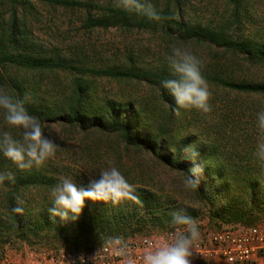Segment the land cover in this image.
Returning <instances> with one entry per match:
<instances>
[{"label":"trees","instance_id":"obj_1","mask_svg":"<svg viewBox=\"0 0 264 264\" xmlns=\"http://www.w3.org/2000/svg\"><path fill=\"white\" fill-rule=\"evenodd\" d=\"M4 2L7 12L0 17V86L25 100L29 113L38 117L43 127L58 125L86 137L115 141L128 157L127 173L134 177L129 182L136 187L141 203L113 205L86 199L77 220L61 221L48 211L55 206L50 193L59 179L45 173L46 165L22 172L0 152V172L15 174V183L0 185V250L5 245L23 243L36 252L45 247L55 253L60 247L74 253L90 252L106 244L109 237L165 233L171 230L170 214L180 208L193 218L198 212L205 213L212 231L264 224V170L257 158L248 151L253 158H244L237 146L226 140L230 135L226 124L216 126L213 138L192 132L186 110L180 109L177 115L174 98L162 87L164 79L174 78L168 63L143 66L128 59L122 65L92 67L81 61L80 54L59 46L43 48L33 35L30 20L37 4H47L81 11L86 30L120 28L161 33L173 45L215 57L202 69L209 85L229 94L263 100L264 81L236 79L226 64L242 59L248 66L264 70V36L247 24L242 0H227L228 16L209 24L185 18V0H151L161 16L174 17L161 21L125 11L112 0ZM218 55L226 62H221ZM58 74L63 83L59 86L51 78ZM97 79L143 84L152 91L154 106L139 98H100L96 94ZM220 120L225 121V116ZM188 145H194L199 153L195 163L204 164L196 191L183 187L184 173L191 175L189 169L194 166L183 153ZM155 170L162 173V182L152 174ZM30 192L36 193L35 199L28 197ZM17 197L25 202L22 215L12 210Z\"/></svg>","mask_w":264,"mask_h":264},{"label":"rangeland","instance_id":"obj_2","mask_svg":"<svg viewBox=\"0 0 264 264\" xmlns=\"http://www.w3.org/2000/svg\"><path fill=\"white\" fill-rule=\"evenodd\" d=\"M98 1L105 3L108 0ZM112 1L115 2V0ZM242 2L245 9H247L246 11L244 10V13L247 14V24L255 28V31L261 36H264V30H262V28L264 29V0H242ZM228 7L227 0H185L184 15L185 18L192 22L216 23L221 16H228L226 13ZM35 10L36 12L30 20L37 43L43 48L48 49L52 46H59L67 52L80 54L81 61L92 67L122 65L128 59H132L135 63L143 66L165 64L167 63L166 56L170 54L171 48L176 46L163 37L161 33L137 30L127 32L120 28L86 30L83 28L85 14L81 11L65 10L47 4H37ZM6 12L5 2L0 0V17L2 13ZM186 48L190 49L204 64H208L215 58L208 52L192 49L191 47ZM218 56L221 62H226L224 58L220 55ZM241 60H237L235 63L234 61L226 62L230 75L236 79L264 81V70L250 67ZM24 78L26 79V77ZM28 78H31V76H28ZM51 78L58 86L63 84L60 80V78L62 79L60 74H58L57 78ZM95 86L96 94L100 98H139L146 100L143 102L148 104L149 107L154 106L151 100L152 91L143 84L134 81L118 82L110 79H97L95 80ZM209 87L212 93L210 104L213 111L209 114H202L194 109L186 110L192 132L196 134L203 133L205 137L213 138L218 129L216 126L219 123L226 124L229 127V136L234 135L233 139L228 136L226 140L236 145L244 158H253L247 154V151L254 155L256 150L259 136V130L256 126V114L261 109H264V99L229 94L222 88L213 85H209ZM39 93L41 94L43 91H39ZM50 93L52 92L50 91ZM242 114L244 117L241 116ZM220 116H225V121L222 122ZM4 131H9L14 137L19 138V131L9 128L4 123L3 115L0 113V134ZM44 131L46 135L59 145L55 157L44 163L48 167V171L45 173L48 172L58 179L61 176L70 177L78 185L87 187L89 179H98L99 172L109 167L108 162L112 161L114 166L125 175L128 181L134 179L127 173L129 166L128 157L123 148L115 141L86 137L78 131L58 125L44 126ZM5 160L6 163H10L7 159ZM152 174L157 181L162 182V173L159 170L153 171ZM135 180L138 179L136 178ZM28 197L35 199L36 193L30 192ZM1 199H3V194L0 186V201ZM195 219L200 226L201 240L203 235L211 229L208 228V223L202 224L204 220H208L205 213L198 212ZM162 233L164 232H142L127 238H156ZM195 250L196 248L193 250L192 264H225L222 261L209 263L205 261L202 254L195 252ZM60 251L73 254L81 253L70 252L64 247L58 248L56 253ZM50 253H55L51 247H45L36 252L30 250L23 243L5 245L0 250V254L8 256L12 260H20L22 264H33L36 256ZM251 262L253 264H264V255H258Z\"/></svg>","mask_w":264,"mask_h":264},{"label":"clouds","instance_id":"obj_3","mask_svg":"<svg viewBox=\"0 0 264 264\" xmlns=\"http://www.w3.org/2000/svg\"><path fill=\"white\" fill-rule=\"evenodd\" d=\"M115 5L128 12L142 14L152 21L174 19L171 16H161L151 0H115ZM166 60L174 78L164 79L161 84L174 98L177 106L176 114H180V109H194L202 114L211 113L212 93L202 72L204 62L190 49L182 46L172 47ZM0 113L9 128L19 131V138L14 137L9 131L0 134V152L18 170L23 172L33 167L39 168L55 157L59 145L45 134L40 119L29 113L25 100L14 97L3 86H0ZM256 116L259 136L254 155L261 169L264 170V109L258 111ZM183 153L185 158L194 164L189 169L191 175L184 173L183 187L188 191H196L204 172V164L195 163L199 153L194 145L184 147ZM108 164L109 167L99 172L98 179H89L87 187L78 185L70 177L61 176L50 193L51 202L55 205L48 209L51 217H59L61 221L77 220L86 199L111 202L113 205L124 201L140 204L136 187L112 161ZM6 181L15 183V174L11 171L0 172V185H4ZM24 203L22 198L17 197V206L12 210L22 215ZM170 215L169 239L159 245L146 247L140 258V264H192L193 250L201 237L199 223L183 208L173 211ZM106 245L112 249L114 255L122 257V264H137L134 250L124 237H109Z\"/></svg>","mask_w":264,"mask_h":264},{"label":"built area","instance_id":"obj_4","mask_svg":"<svg viewBox=\"0 0 264 264\" xmlns=\"http://www.w3.org/2000/svg\"><path fill=\"white\" fill-rule=\"evenodd\" d=\"M205 223H208V220L202 222ZM170 232L171 230L159 234L156 238H127L134 250L137 264H140V258L146 247L165 242L169 239ZM195 248V252L202 254L209 263L222 261L225 264H244L253 261L258 255H264V224L248 228L235 226L207 231ZM0 264H22V262L0 254ZM33 264H122V257L114 255L110 247L103 245L88 253L73 254L60 251L54 254H41L35 257Z\"/></svg>","mask_w":264,"mask_h":264}]
</instances>
